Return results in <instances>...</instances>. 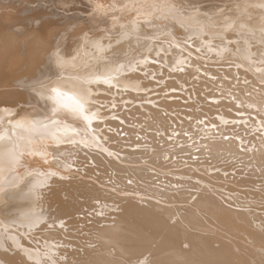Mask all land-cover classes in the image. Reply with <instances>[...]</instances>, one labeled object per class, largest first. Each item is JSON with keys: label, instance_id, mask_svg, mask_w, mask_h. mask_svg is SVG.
<instances>
[{"label": "bare ground", "instance_id": "bare-ground-1", "mask_svg": "<svg viewBox=\"0 0 264 264\" xmlns=\"http://www.w3.org/2000/svg\"><path fill=\"white\" fill-rule=\"evenodd\" d=\"M0 264H264V0H0Z\"/></svg>", "mask_w": 264, "mask_h": 264}, {"label": "snow or ice", "instance_id": "snow-or-ice-1", "mask_svg": "<svg viewBox=\"0 0 264 264\" xmlns=\"http://www.w3.org/2000/svg\"><path fill=\"white\" fill-rule=\"evenodd\" d=\"M72 110L79 113L82 116V118L87 119V117L83 115V107L79 103L74 105Z\"/></svg>", "mask_w": 264, "mask_h": 264}, {"label": "rangeland", "instance_id": "rangeland-1", "mask_svg": "<svg viewBox=\"0 0 264 264\" xmlns=\"http://www.w3.org/2000/svg\"><path fill=\"white\" fill-rule=\"evenodd\" d=\"M6 103V102H5ZM8 103V102H7ZM11 103V102H10ZM19 222H20V224L21 223H23V220L21 221V220H18ZM19 222H16V223H14V222H12L13 224H19ZM12 225V224H11Z\"/></svg>", "mask_w": 264, "mask_h": 264}]
</instances>
